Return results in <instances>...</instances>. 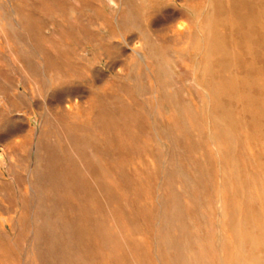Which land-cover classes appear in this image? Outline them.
<instances>
[{"label": "rangeland", "instance_id": "obj_1", "mask_svg": "<svg viewBox=\"0 0 264 264\" xmlns=\"http://www.w3.org/2000/svg\"><path fill=\"white\" fill-rule=\"evenodd\" d=\"M0 264H264V0H0Z\"/></svg>", "mask_w": 264, "mask_h": 264}, {"label": "bare ground", "instance_id": "obj_2", "mask_svg": "<svg viewBox=\"0 0 264 264\" xmlns=\"http://www.w3.org/2000/svg\"><path fill=\"white\" fill-rule=\"evenodd\" d=\"M256 27V26H255Z\"/></svg>", "mask_w": 264, "mask_h": 264}]
</instances>
